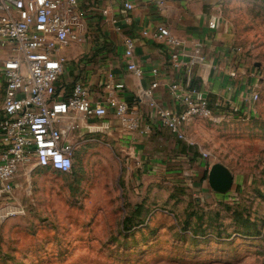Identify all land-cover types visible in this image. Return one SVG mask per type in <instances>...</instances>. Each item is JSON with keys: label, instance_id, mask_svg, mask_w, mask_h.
Wrapping results in <instances>:
<instances>
[{"label": "rangeland", "instance_id": "rangeland-1", "mask_svg": "<svg viewBox=\"0 0 264 264\" xmlns=\"http://www.w3.org/2000/svg\"><path fill=\"white\" fill-rule=\"evenodd\" d=\"M217 15L257 72L252 110L192 121L161 172L95 133L69 173L31 164L0 195V264H264V0H217ZM3 97L0 80V111ZM209 163L233 174L226 193Z\"/></svg>", "mask_w": 264, "mask_h": 264}, {"label": "crops", "instance_id": "crops-1", "mask_svg": "<svg viewBox=\"0 0 264 264\" xmlns=\"http://www.w3.org/2000/svg\"><path fill=\"white\" fill-rule=\"evenodd\" d=\"M126 3L133 5V9L127 11ZM77 10L78 41L59 51L66 62L57 81L58 95L66 99L76 83H83L92 103L105 106L107 114L100 118L71 114L62 123L64 128L69 127L66 139L71 144L84 135L102 134L104 140L99 143H112L121 151L128 150L138 162L144 161L161 172L175 159L170 155L175 152V141L155 112L157 108L180 109L168 84L190 81L213 105H222L217 114L252 110L257 72L240 65L238 53L231 50L217 15V0H78ZM159 26L167 27L180 41L178 51L186 55L182 69L172 67L169 48L153 37ZM144 32L149 35L144 36ZM127 38L134 42L131 60L142 69L140 77L127 70ZM196 44H200L199 50ZM195 53L200 61L191 65L190 56ZM153 69L158 70L156 77L151 73ZM110 80L125 85L124 90L116 93L120 101L130 106L138 103L137 111L129 116L137 122L136 129H129L115 115V109L104 103L103 87ZM155 80L159 86L153 92V108L148 99L139 98V93Z\"/></svg>", "mask_w": 264, "mask_h": 264}, {"label": "built area", "instance_id": "built-area-1", "mask_svg": "<svg viewBox=\"0 0 264 264\" xmlns=\"http://www.w3.org/2000/svg\"><path fill=\"white\" fill-rule=\"evenodd\" d=\"M124 6L127 11L133 9L130 3ZM77 7L78 0H0V80L4 86L0 111V195L11 193L18 174L33 163L43 169L71 172L75 146L67 141L69 127L64 128L62 123L71 114L85 118L107 114L105 106L92 103L83 83H76L66 99L58 95L57 81L66 62L59 51L78 41ZM143 35L148 36L149 32ZM153 37L169 48L172 67L182 69L186 55L178 51L180 41L165 26H159ZM195 47L199 50L200 44ZM133 50L134 42L127 38V70L140 77L142 69L131 60ZM198 61V53L190 56L191 65ZM151 73L156 77L158 70ZM158 86L155 80L139 93V98L148 99L153 108L156 105L152 96ZM124 88L122 82L110 80L103 87L104 103L115 109V115L129 129H136L137 122L129 116L137 111L138 103L130 106L116 95ZM167 88L180 109L157 108L155 117L174 138L184 139L192 121L209 119L222 107L213 105L190 81L173 82ZM258 97V93H253L252 101Z\"/></svg>", "mask_w": 264, "mask_h": 264}, {"label": "water", "instance_id": "water-1", "mask_svg": "<svg viewBox=\"0 0 264 264\" xmlns=\"http://www.w3.org/2000/svg\"><path fill=\"white\" fill-rule=\"evenodd\" d=\"M234 183V176L231 171L221 163H214L208 169L209 187L218 193H226Z\"/></svg>", "mask_w": 264, "mask_h": 264}]
</instances>
